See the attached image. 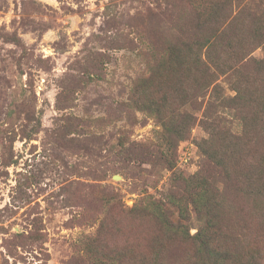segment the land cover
I'll return each instance as SVG.
<instances>
[{"label":"rangeland","instance_id":"rangeland-1","mask_svg":"<svg viewBox=\"0 0 264 264\" xmlns=\"http://www.w3.org/2000/svg\"><path fill=\"white\" fill-rule=\"evenodd\" d=\"M221 1L0 0V264H219L156 207L191 235L214 214L227 264H264L256 146L220 139L264 107L209 105L216 83L264 93V0Z\"/></svg>","mask_w":264,"mask_h":264},{"label":"trees","instance_id":"trees-1","mask_svg":"<svg viewBox=\"0 0 264 264\" xmlns=\"http://www.w3.org/2000/svg\"><path fill=\"white\" fill-rule=\"evenodd\" d=\"M232 3V0H222L220 6H229L232 5ZM213 64L216 69L220 68L222 65L221 58H218ZM196 71L202 75V78L200 80L196 79L195 87L197 91L205 92L209 84L213 81V79L209 81V78L215 75V71L211 70L205 61L200 62L195 68V72ZM235 89V95H228L225 93L223 86L216 83L212 87L210 93L209 105L211 107H224L229 105L230 108L235 110H242L244 105H248L252 101L255 102L256 100L254 98H258L259 101H257V105H259L260 108L264 107V93L260 94V96L258 92L252 93L248 88L247 82L239 79L235 85ZM258 115L259 119L256 122L257 126L251 128L250 131L253 133V136L250 138H248L246 134L241 135L228 130L227 132H223V136L220 137V139L227 144L226 146H231L234 154L236 153L240 158L246 155L248 141L251 138L253 139V144L256 146V154L253 158L248 160V163L253 161V171H251L250 174H243V176L248 184L245 187L248 192L258 196L263 201L260 213L261 217L264 219V120L260 114ZM251 119H254L253 116L250 117L248 123H250ZM171 126L172 123L167 124V128H171ZM173 132H175V127ZM196 204L198 207L200 206L201 210H204V206H207V204L204 205L202 203L201 198L196 199ZM181 212V218L179 220H172L171 218H168V215H166L159 207H156L154 215L158 216L160 230L163 232L162 234L167 236L170 235L169 237H181L185 240H195L194 245H198L196 250L199 253H208L209 256L212 255L213 257H218L219 264H227L230 261L232 263L234 262L235 256H232L231 249L226 246L224 241H221L222 239H225V233H220L221 229L216 226L218 223L216 221L217 217L214 214L207 212L206 214H209V217L205 220V225L198 229L195 235H191L184 223L187 221L184 209Z\"/></svg>","mask_w":264,"mask_h":264}]
</instances>
